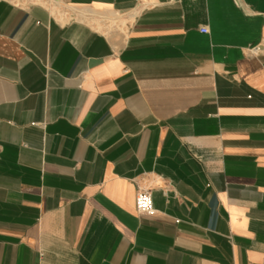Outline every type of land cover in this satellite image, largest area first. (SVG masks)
Segmentation results:
<instances>
[{
    "label": "crops",
    "instance_id": "1",
    "mask_svg": "<svg viewBox=\"0 0 264 264\" xmlns=\"http://www.w3.org/2000/svg\"><path fill=\"white\" fill-rule=\"evenodd\" d=\"M0 264H264V0H0Z\"/></svg>",
    "mask_w": 264,
    "mask_h": 264
},
{
    "label": "built area",
    "instance_id": "2",
    "mask_svg": "<svg viewBox=\"0 0 264 264\" xmlns=\"http://www.w3.org/2000/svg\"><path fill=\"white\" fill-rule=\"evenodd\" d=\"M206 32V29H202ZM135 209L138 213L144 215H151L154 213L153 200L150 191L141 189L135 196Z\"/></svg>",
    "mask_w": 264,
    "mask_h": 264
}]
</instances>
